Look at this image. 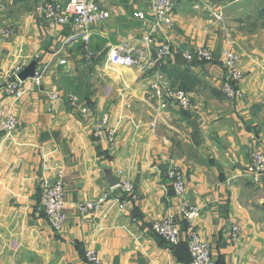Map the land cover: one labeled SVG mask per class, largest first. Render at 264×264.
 Wrapping results in <instances>:
<instances>
[{"label":"crops","instance_id":"obj_1","mask_svg":"<svg viewBox=\"0 0 264 264\" xmlns=\"http://www.w3.org/2000/svg\"><path fill=\"white\" fill-rule=\"evenodd\" d=\"M36 1L0 0V87L15 67L24 75L43 72L41 85L27 81L19 99L0 90V110L18 121L15 132L0 137V264H85L87 248L102 264H191L184 206L198 209L193 225L217 264H264V176L258 183L247 176L250 150L264 151V51L252 47L240 60L245 102L226 101L219 61L223 50L237 48L201 11L208 1L223 0H176L172 30L153 35L155 45L167 42L174 52L161 71L172 89L189 95L190 112L162 109L134 69L87 62L82 39L43 21L34 13ZM95 1L109 18L90 30V48L105 54L122 43L139 46L152 21L148 0ZM136 12L145 19L134 18ZM196 48L210 50L214 63L186 64L179 54ZM52 93L75 95L79 108L50 101ZM104 114L115 134L112 149L92 137ZM171 167L184 179L182 197L166 178ZM59 171L68 220L54 232L38 193ZM118 180L134 184L136 200L117 202L114 191L99 212L74 209ZM168 215L180 226L175 251L151 229Z\"/></svg>","mask_w":264,"mask_h":264},{"label":"built area","instance_id":"obj_2","mask_svg":"<svg viewBox=\"0 0 264 264\" xmlns=\"http://www.w3.org/2000/svg\"><path fill=\"white\" fill-rule=\"evenodd\" d=\"M151 25L146 30L139 46H130L122 43L110 48L107 53L95 51L88 45L90 30L109 18L107 10L101 8L95 0H37L34 6V13L43 21L62 27H67L75 32L72 38L79 36L84 42V58L87 62H94L103 59L114 67L134 69L147 83L154 97L160 102V107L166 109L168 106H177L183 112H190L193 103L188 94L183 91L172 89L161 71L168 61L173 58L174 52L167 42L159 45L154 44L155 33L166 34L173 28V16L176 9V0H148ZM133 17L144 20L142 12H136ZM7 33V32H6ZM182 60L188 65H209L214 63V55L206 48H196L180 53ZM64 62H61L63 64ZM221 69L220 93L228 102H241L244 100L240 88L242 74L239 71V60L231 52L222 51L219 61ZM21 68L15 67L10 70L2 83L0 90L3 94L16 99L21 98L25 93V84L30 81L34 86H40L43 80V72L35 70L33 77L21 80L19 74ZM52 102H65L72 110L79 108V101L73 94L52 93L48 96ZM82 115L88 114V110H79ZM108 116L102 115L94 124L92 137L107 148L112 149L115 145V134L108 127ZM18 121L13 114L0 110V137L17 130ZM248 178L258 183L264 176V151L259 147L250 150ZM166 178L172 188L174 196L182 197L185 191V183L180 170L177 167L168 169ZM117 191L121 202L122 197L136 200L135 187L131 181L118 180L108 192L103 193L94 201L79 202L74 209L80 215L99 212L113 192ZM38 204L48 225L54 232H60L68 220L67 203L65 199V187L63 184L62 172H57L54 180H44L39 186ZM196 207L184 206L182 209L183 221L188 227L184 232L187 252L191 264H216L210 245L203 241L193 222L199 217ZM180 226L171 215L166 216L151 225L155 235L165 242L169 247L180 244ZM230 239L235 240L239 235L237 226L231 227ZM85 264H102L98 254L87 248L84 252Z\"/></svg>","mask_w":264,"mask_h":264},{"label":"rangeland","instance_id":"obj_3","mask_svg":"<svg viewBox=\"0 0 264 264\" xmlns=\"http://www.w3.org/2000/svg\"><path fill=\"white\" fill-rule=\"evenodd\" d=\"M208 2L203 4L204 10L201 11L209 18L212 17V25L220 31L226 42L237 48L224 50L225 52L235 54L240 64V60L247 57L252 47L264 51V0ZM239 71L243 80V73L241 69ZM241 83L242 81L240 88ZM241 91L244 96L241 102H245L246 96L242 88Z\"/></svg>","mask_w":264,"mask_h":264},{"label":"water","instance_id":"obj_4","mask_svg":"<svg viewBox=\"0 0 264 264\" xmlns=\"http://www.w3.org/2000/svg\"><path fill=\"white\" fill-rule=\"evenodd\" d=\"M230 1H236V0H230ZM34 72H35L34 69L32 70V72H31L29 75H24L23 72H20V74H19V78H20L21 80H25V79L31 78V77H33V75H34ZM116 183H117V182H115L114 184H112L111 187H112L113 185H115Z\"/></svg>","mask_w":264,"mask_h":264},{"label":"trees","instance_id":"obj_5","mask_svg":"<svg viewBox=\"0 0 264 264\" xmlns=\"http://www.w3.org/2000/svg\"><path fill=\"white\" fill-rule=\"evenodd\" d=\"M180 55V54H179ZM171 249H173L174 251L176 250V248H178L177 246L174 247H170ZM217 264V263H216Z\"/></svg>","mask_w":264,"mask_h":264}]
</instances>
